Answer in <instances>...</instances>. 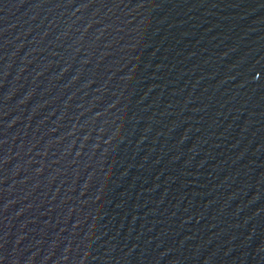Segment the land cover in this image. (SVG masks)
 Masks as SVG:
<instances>
[{
    "label": "water",
    "instance_id": "1",
    "mask_svg": "<svg viewBox=\"0 0 264 264\" xmlns=\"http://www.w3.org/2000/svg\"><path fill=\"white\" fill-rule=\"evenodd\" d=\"M0 264H264V0H0Z\"/></svg>",
    "mask_w": 264,
    "mask_h": 264
}]
</instances>
